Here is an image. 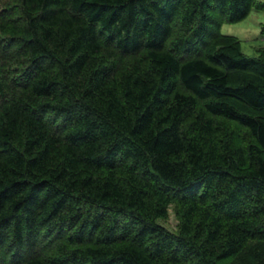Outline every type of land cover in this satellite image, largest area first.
Wrapping results in <instances>:
<instances>
[{
    "label": "trees",
    "instance_id": "16d2710c",
    "mask_svg": "<svg viewBox=\"0 0 264 264\" xmlns=\"http://www.w3.org/2000/svg\"><path fill=\"white\" fill-rule=\"evenodd\" d=\"M252 5L0 0V264H264Z\"/></svg>",
    "mask_w": 264,
    "mask_h": 264
},
{
    "label": "rangeland",
    "instance_id": "374dc122",
    "mask_svg": "<svg viewBox=\"0 0 264 264\" xmlns=\"http://www.w3.org/2000/svg\"><path fill=\"white\" fill-rule=\"evenodd\" d=\"M264 2V0H257ZM264 22V11L254 9L253 5L241 19L234 22L221 23L219 30L237 37L240 50L246 55H257V49L264 45V38L259 35L260 24ZM166 228L175 229L178 216L171 204L164 217L159 219Z\"/></svg>",
    "mask_w": 264,
    "mask_h": 264
}]
</instances>
